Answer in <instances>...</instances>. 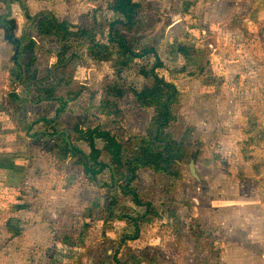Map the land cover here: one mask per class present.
<instances>
[{"label":"rangeland","instance_id":"1","mask_svg":"<svg viewBox=\"0 0 264 264\" xmlns=\"http://www.w3.org/2000/svg\"><path fill=\"white\" fill-rule=\"evenodd\" d=\"M136 1L140 24L127 36L133 55L106 62L84 56L62 70L55 66L58 43L40 36L27 17L49 12L84 26L94 15L111 16L102 7L110 0H0V16L14 21L11 37L0 28V264H264V0ZM31 38L36 62L19 82L16 43L20 49ZM150 47L154 53L134 56ZM155 54L179 92L170 130L177 139L192 132L178 177L142 169L131 183L158 212L131 240L135 228L115 216L142 209L122 194L125 179L108 168L90 177L82 154L90 153L91 129L119 135V124L99 110L109 85L126 91L116 102L124 131L144 135L154 111L137 104L130 89L148 82L141 69L153 66ZM121 57L126 65L118 70ZM26 74L36 84L59 85L64 110L56 115L58 101L38 103ZM93 143L112 167L106 141ZM22 202L27 208L17 210ZM192 215L200 239L189 234ZM7 222L19 235L7 231Z\"/></svg>","mask_w":264,"mask_h":264},{"label":"trees","instance_id":"2","mask_svg":"<svg viewBox=\"0 0 264 264\" xmlns=\"http://www.w3.org/2000/svg\"><path fill=\"white\" fill-rule=\"evenodd\" d=\"M102 7L111 12L112 15L109 17L106 15H94L92 21L84 26L73 25L67 21H59L49 12L41 13L33 18H27L29 24H35L36 31L40 36L52 38L58 43L59 50L55 53L57 58V65L55 66L62 70H69L74 63L84 56L95 62H106L110 61L115 55L132 54L127 36L128 33L133 35L139 27L142 5L136 0H110L108 4L102 5ZM13 24L14 21L9 16H0V28L5 30L8 38L11 37ZM35 44L36 41L31 38L28 44L23 45L19 49L18 55H21V59L14 62L17 67L14 75H16L19 82L21 81V74L28 72V68L24 69V67L36 62L34 55ZM76 45L79 48L81 47L82 50L75 51ZM180 51L183 54H194V52H189L188 49L181 48ZM147 53H154V51L150 47L134 54V56L142 58ZM26 57L30 60L28 63H24ZM124 64L126 65L123 57H121L120 63L116 62V68L121 70ZM163 67L164 63L155 54L153 66L149 69L143 66L141 69V74L148 82L140 89H130V95L137 104L150 107L154 111L145 126L144 135L132 137L127 131H124V116L121 115L116 102L124 96L126 91L119 85H109L103 89L99 110L102 114L112 118L114 123L119 124V129L117 128L119 135L115 136L101 127L91 129L88 136L89 141H87L89 142L90 153L82 154L83 164L88 165L85 168V172L90 177H95L98 173L108 168L113 178L115 173H118L120 180L125 179V184L120 186L122 194L129 196L133 204L142 209V213L135 216H115L118 219L121 218L127 221L135 228L131 240L139 238L145 232V224L152 223L148 221L152 220L158 213L155 206L140 198L137 191L131 187V183L136 180L138 172L142 169H150L155 174L178 177L179 168L177 163L186 156V150L189 146L187 142L190 141L192 132L191 128H187L181 139H177L170 130L171 125L177 120L174 106L179 101V92L177 86L168 81L163 75ZM68 75L72 78L70 72H68ZM31 76L26 74L25 78L28 90L36 94L38 103L58 101L60 103V106L56 109V115H58L64 110L68 102L62 95L57 94V89L60 86L55 84H36L32 81V78L30 79ZM54 78L56 79L57 77L55 76ZM40 120L42 121V119ZM45 123L56 135L57 129H55V125H51L49 122ZM94 137L106 141L105 149L109 154L112 167L99 160L101 150L94 146ZM65 145L67 146V142H65ZM74 151L78 152L79 150L74 149ZM113 205L116 206L115 201H111L107 207L110 215L114 208ZM15 207L17 210H22L27 208V204L22 202L20 205L16 204ZM6 226L7 231L12 236L19 235L20 231L17 230V227L9 224V222H7ZM159 227L162 232H169L168 223L161 221ZM189 234L195 239L202 237V231L193 215L189 217ZM65 242L74 243L70 239H66ZM116 264L130 263H122L117 260Z\"/></svg>","mask_w":264,"mask_h":264},{"label":"water","instance_id":"3","mask_svg":"<svg viewBox=\"0 0 264 264\" xmlns=\"http://www.w3.org/2000/svg\"><path fill=\"white\" fill-rule=\"evenodd\" d=\"M19 46H20V43H19V41H17V43H16V55H18V53H19ZM190 167L193 171V163L190 164Z\"/></svg>","mask_w":264,"mask_h":264}]
</instances>
